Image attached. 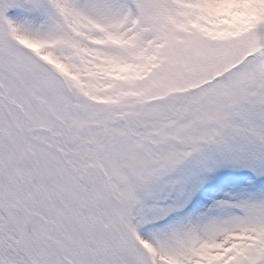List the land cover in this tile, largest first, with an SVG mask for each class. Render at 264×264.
I'll list each match as a JSON object with an SVG mask.
<instances>
[{
    "label": "snow or ice",
    "instance_id": "obj_1",
    "mask_svg": "<svg viewBox=\"0 0 264 264\" xmlns=\"http://www.w3.org/2000/svg\"><path fill=\"white\" fill-rule=\"evenodd\" d=\"M0 264H264V0H0Z\"/></svg>",
    "mask_w": 264,
    "mask_h": 264
}]
</instances>
